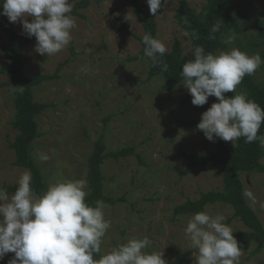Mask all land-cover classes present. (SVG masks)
<instances>
[{
  "label": "rangeland",
  "instance_id": "1",
  "mask_svg": "<svg viewBox=\"0 0 264 264\" xmlns=\"http://www.w3.org/2000/svg\"><path fill=\"white\" fill-rule=\"evenodd\" d=\"M206 1L189 0L197 10ZM179 2L169 0L163 5L157 16V39L169 51L178 38L185 53L190 54L191 40L175 17ZM237 2L242 31L227 34L225 40L233 34L235 40L223 50L235 47L249 55L259 53L264 60V40L258 37L256 29L257 23L264 20V0ZM141 3L151 14L147 0ZM81 12L85 17L71 15L76 27L71 30L69 45L61 52L41 55L35 51L36 40L22 49L29 76L52 74L60 68L57 78L34 87L35 99L53 106L37 116L41 135L32 143L31 154L47 185L58 179H84L89 193L88 158L99 136L104 135L107 150L135 146L140 158L136 155L108 158L102 164L105 193L125 197L113 205L104 203L105 218L111 226L102 238V253L129 238L147 235L152 242L149 251H163L167 264H174L177 251L188 253V263L195 264V250L189 249L190 241L184 232L187 218L193 213L173 218L174 208L188 199L199 198L204 191L223 189V169L209 163L181 176L179 171L188 161L178 154L180 150L202 153L206 148L216 147L194 128L178 127L175 121L201 120V114L211 106L210 99L203 106H194L192 98L186 99L188 91L183 82L167 91L162 87L163 75L149 78V60H128L129 55L141 48V41L129 31L144 36L130 0H90ZM115 15L127 29L122 28ZM14 25L17 32H23L20 21ZM0 41H7L1 28ZM4 62L5 55L0 51V66ZM253 75L263 82L264 64ZM6 81L7 76L0 74V188L3 189L17 184L21 174L28 170L15 164L16 154L10 146L18 131L12 125L16 112L14 95ZM236 92H242L240 85ZM109 115L111 119L105 127L103 119ZM37 153L46 154L49 159L41 162ZM241 178L246 200L264 224V172L243 173ZM249 192L251 197L246 195ZM205 211L222 214L224 223L233 231L247 229L241 219L233 218L234 209L228 204H208ZM255 246L241 250L239 264H264V249L252 254ZM13 257L14 253H7L0 264H8Z\"/></svg>",
  "mask_w": 264,
  "mask_h": 264
},
{
  "label": "clouds",
  "instance_id": "2",
  "mask_svg": "<svg viewBox=\"0 0 264 264\" xmlns=\"http://www.w3.org/2000/svg\"><path fill=\"white\" fill-rule=\"evenodd\" d=\"M168 2L163 0V4ZM147 4L150 13L158 16L162 0H147ZM0 7V15L11 23L20 21L23 32L35 37V51L41 55L61 52L72 39L76 23L69 15L71 0H0ZM222 23L220 19L212 26L210 39H215ZM234 40L233 34L223 42L231 44ZM142 42L144 56L153 66L167 71L168 64L163 60L166 45L151 34H145ZM193 56L181 70L182 85L191 95V103L203 106L211 96L218 101L201 114L197 128L209 141L219 138L233 145L243 137L245 143L259 141L264 146V136L258 135L264 109L246 93L236 92L243 78L264 64L260 54L249 55L235 47L206 53L202 45H197ZM37 155L41 162L49 159L46 154ZM31 184V172L25 170L11 196L0 188V260L11 252L14 257L8 264H167L163 251H149L152 242L147 235L129 238L102 253V238L111 224L105 218L102 200H97L95 206L87 202L86 180L58 179L40 196ZM246 195L251 197L252 193ZM224 221L222 214L207 211L187 218L184 232L190 241L189 249L195 250V264H239L241 247ZM97 255L99 259L94 258Z\"/></svg>",
  "mask_w": 264,
  "mask_h": 264
},
{
  "label": "trees",
  "instance_id": "3",
  "mask_svg": "<svg viewBox=\"0 0 264 264\" xmlns=\"http://www.w3.org/2000/svg\"><path fill=\"white\" fill-rule=\"evenodd\" d=\"M89 4L90 0L76 2L72 5V12L69 15L85 17L81 10L88 7ZM237 4V0H207L201 9L197 10L190 4L189 0H180L175 17L179 26L191 40V53H185L181 40L175 38L171 50L167 51L163 56L164 62L168 64V70L163 71L161 66H153L152 61L144 56L143 36L140 37L129 31L141 41V48L137 53L129 55L128 60H149V78L163 75L165 78L162 85L163 89L172 91L183 82V77L181 76L182 66L187 60L194 59L193 49L197 45H202L206 53H217L218 50L226 48V43L223 41L227 34L242 31L241 13ZM130 5L143 26L144 35L151 34L154 38H157V16L147 13L141 0H130ZM162 5H164L163 0ZM162 9L163 6L158 9L157 15ZM2 11L3 9L0 7V12ZM262 15L264 19V8ZM114 17L121 21L122 28L127 29L118 16L115 15ZM220 19L223 23L219 31L214 34L215 39H210L211 28ZM185 20H187V23H185ZM0 28L7 37L6 42L0 41V51L5 55V62L0 66V74L7 76L5 84L14 95L16 112L12 125L18 131L10 146L16 154L15 164L30 170L32 176L31 186L35 194L40 196L48 185L43 179L41 168L31 154V147L34 140L41 135L37 116L53 106V104L37 101L34 95V87L46 80L57 78L60 68L52 74L38 73L35 77L29 76L25 71L22 49L35 41V37H28L24 32H17L14 23L9 22L4 15H0ZM256 29L258 37L264 40V20L257 23ZM262 55L264 57V49L262 50ZM239 85L242 88V92L246 93L249 99L254 100L264 109V81L259 82L254 75H246ZM225 95L231 96L235 95V93H226ZM191 98L188 92L186 99ZM209 99L211 104L218 102L214 96L209 97ZM110 119V115L104 117L105 127ZM199 122L200 120L190 118L176 119L175 121L178 127L194 128L199 135L205 137L203 132L197 128ZM258 135L264 136V123L261 124ZM210 142L216 147L215 150L206 148L202 153L180 150L178 154L186 159L188 164L179 173L181 176H185L197 166H206L209 163H213L223 169L224 187L219 190L204 191L199 198L188 199L186 202L176 205L173 218L183 214L205 211L208 204L217 202L228 204L234 209L233 218L241 219L247 227L244 230L233 231V235L238 240L241 250H248L254 244L256 246L251 253L257 254L264 249V224L246 200L241 175L243 173L264 172V163L262 161L264 146L259 141L245 143L243 137L237 139L233 145L219 138ZM130 155L141 157L136 152L135 146L107 150L104 135L101 134L99 136L94 142L93 150L88 158V180L90 186V192L86 197L88 203L95 206L97 200H102L104 203L113 205L125 200L124 196L112 197L105 193V177L102 172V164L108 158L120 159ZM17 186V184H14L4 189L10 194L16 190ZM187 256L188 253L177 251L174 264H189ZM94 258L99 259V256L97 255Z\"/></svg>",
  "mask_w": 264,
  "mask_h": 264
}]
</instances>
